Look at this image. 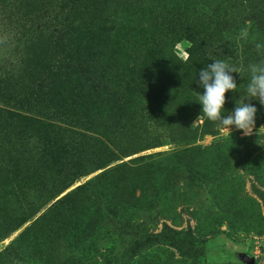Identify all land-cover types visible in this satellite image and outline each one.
Segmentation results:
<instances>
[{
	"label": "rangeland",
	"instance_id": "obj_1",
	"mask_svg": "<svg viewBox=\"0 0 264 264\" xmlns=\"http://www.w3.org/2000/svg\"><path fill=\"white\" fill-rule=\"evenodd\" d=\"M65 1L62 12H68L73 21L51 36L50 46L8 44L16 49L10 55L15 59L3 66L8 82L0 86V107L17 115L0 119V264H107L113 257L125 256L120 264H246L243 257H252L251 264H264V208L251 190L253 184L264 192V124L255 121L247 136L235 126H230L229 134L219 125L215 135L182 137L178 142L167 135L171 128L201 124L204 114L198 99L204 89L197 83L199 71L214 60H223L240 72L231 73L237 89L226 92L223 115L245 97L248 66L264 61V48L256 49L257 43L264 45V35L255 39L264 30V0H258L257 9L256 0ZM86 2L85 23L77 27ZM47 16L36 20L33 13L32 23H42ZM105 17L110 21L105 22ZM26 19L21 18L20 26ZM243 29L248 30L247 38L241 36ZM187 41L191 48H185ZM185 51L190 53L187 63L183 62ZM114 66L119 68L116 73ZM103 73L131 76L119 102L115 98L103 102L88 92L95 76ZM83 90L75 106L79 101L75 95ZM66 102L63 111L70 122L64 123L59 120ZM78 114L92 123H78ZM106 118H121L126 126L137 124L140 137L152 136L144 141L150 147L133 153L127 152L135 145L117 149L118 143L111 144L95 130ZM137 127L131 134L137 133ZM29 133L32 137L26 140L24 134ZM229 136L250 137L261 146L250 149L246 159L258 181L252 173L234 168L229 158L220 163H227L224 172L231 174L229 178L236 177V172L241 177L232 185L214 188L216 199L224 203L231 192L245 197V206L251 207L245 227H229L205 196L191 205L177 202L174 224L162 218L155 223L140 203L126 200L131 192L143 196L138 187L150 178L156 154L208 146ZM27 142L39 146L34 158L26 153V144H34ZM228 146L217 149L229 154L233 147ZM203 154L211 151L193 148L183 157L190 174L201 170ZM157 183L169 188L166 177L159 175ZM184 189L189 191V186ZM192 208L215 212H211L213 218L202 217L195 224L188 215ZM161 222L175 229L189 227L202 250H180L157 242L136 252L141 236L158 231ZM6 246L13 253H5Z\"/></svg>",
	"mask_w": 264,
	"mask_h": 264
},
{
	"label": "trees",
	"instance_id": "obj_2",
	"mask_svg": "<svg viewBox=\"0 0 264 264\" xmlns=\"http://www.w3.org/2000/svg\"><path fill=\"white\" fill-rule=\"evenodd\" d=\"M65 0H0V35H3L2 39L4 41L3 46L0 47V86H3L4 83L8 82V72L4 71L3 66L14 61L15 58L11 57L12 52L16 49L11 50L8 44L10 42H14L17 45L24 47H29L34 45L35 43L38 45H47L50 46L51 36H56L63 32L65 28V24L67 22H72L71 15L68 12H62V9L65 7ZM260 1L256 0V4L253 5L257 9V4ZM87 2L84 5V10L80 12L81 19L76 20L77 27L82 26L85 22H83V16L88 13ZM33 13L35 19H41L46 16V13H49L50 16H47V19L44 22H40L39 24L32 23ZM28 16L26 19V23L20 26L21 18ZM64 16V18H63ZM64 20V21H62ZM105 22L110 21L106 17L104 19ZM256 38L263 37L264 30H259L256 34ZM7 46H6V45ZM5 45V46H4ZM5 47V48H4ZM22 50V49H20ZM18 51V50H17ZM20 52V51H18ZM56 67L61 68L62 65H57ZM118 66H114V72H118ZM113 72V73H114ZM106 74L94 78L92 81V86L89 88L88 92L92 93L99 99L103 100V102L108 98H115L117 102H119L121 94L124 93V89L126 88V81L131 76L120 78L115 74ZM120 75V74H119ZM137 76V71L132 76ZM88 84V86L91 85ZM84 94V90L82 93H76L75 97L78 102H75V106H78L81 101V95ZM244 100L246 103H251L257 108V112L255 114L256 123L260 122L264 124V105H261L258 99H246L242 98L238 102H234L231 108V112L234 111L236 104H240L241 101ZM68 102L65 105L61 106V120L64 123L70 122L66 118L69 116L64 109L67 108ZM110 115H114L115 112L113 110H108ZM17 114L11 112V110L1 108L0 107V119H6L9 117H14ZM79 118H76L78 123H88L91 124L92 121L84 116L78 114ZM80 119V120H79ZM114 119V120H112ZM104 123L98 124L95 126V130L104 136L107 141L111 144L118 143L117 149L127 148L130 145H135L129 147L127 152L126 149H123L122 152L133 153L135 151L150 147L147 144H144V141H149L152 139V136L149 134H145L144 137H140L139 135V126L137 124L126 126L122 124L121 118H106L103 119ZM115 122V124H114ZM114 124L113 126H109ZM78 125V124H76ZM219 122H212L207 119L206 116L202 118V122L199 125L194 127H186L181 128L180 130L177 128H171L168 130V137L173 142H178L182 137H196L199 135L210 134L215 135L218 132ZM138 126V127H137ZM137 133L131 134V129H136ZM94 129V128H93ZM74 134H78L77 131H73ZM26 135V140L32 137V134H24ZM32 143L34 142H27ZM152 143V142H150ZM228 144H231L233 150L229 154H224L219 151L217 148L226 147L229 148ZM28 149L26 150L27 155H31L30 158H34L36 155L35 152L38 153L39 146L35 145L31 147L29 144H26ZM149 145V144H148ZM151 145V144H150ZM259 144H254L251 141L250 137H235L229 136L222 140L214 141L210 143L208 146H200L193 145L188 146L179 150H171L169 152L163 154H156L157 156L154 158L153 163L150 164L151 175L150 178H147L148 181L139 185V192L143 196H135L133 192L130 195H127L126 200H129V203H133L136 201L142 205V211L147 215L148 219L153 222H157V218H162L163 220H169L172 224H174V218L176 217L175 212V204L177 202H181L183 204L191 205L201 201L202 197H206L210 200L213 205L215 204L218 208V212L209 210L208 212H199L197 208H192L189 210L188 215L195 221V224L198 223V219L202 217L211 216V212L219 213L217 217H224L226 224L233 227H245L247 223H249V215L248 209L251 207L245 206L244 196L238 193L231 192L229 195L225 196V203L222 201H218L216 199V193L214 188L219 185H232L233 181L237 180L236 177H241L238 172H236V177L231 175L230 173L226 174L224 172L226 165H220L222 162H226L227 159L232 158V162L235 164L234 168H239L243 171H247L252 173L255 179L258 178L256 173L250 172L246 166V159L249 157V150L254 147H261ZM196 148L198 150H210L211 154H203V159L200 162L201 170L199 172H192L189 170L184 164L183 157L186 153ZM218 150V151H216ZM139 158H143V156H138ZM239 163V166L237 164ZM212 164L216 166H212ZM166 177L169 182V188H161L157 183L158 176ZM155 177V178H154ZM181 183V187L178 186ZM189 186V191L185 190L184 187ZM183 188L184 190H180ZM251 190L253 194L259 199L261 205L264 208V192L257 188L255 185H251ZM148 200V204H145L144 200ZM188 207V206H187ZM212 217V216H211ZM213 218V217H212ZM223 220V219H222ZM202 224V223H201ZM125 228L133 227V224L123 225ZM211 227V226H210ZM209 227V228H210ZM198 226H195V230ZM121 230H125L122 229ZM138 231V230H135ZM188 231V232H187ZM187 232V233H186ZM192 231L188 227L186 230L175 229L165 222H161V227L158 231H147L146 234H143L141 237L143 238L140 242L136 243L135 251H141L145 248L146 245L164 242L174 248H178L180 250L186 251H200L202 250V246L199 245V241L197 243V239H194L192 236ZM124 236H128L129 233L123 232ZM131 235V234H130ZM139 238L135 239L136 241ZM132 250V249H131ZM3 251L5 253H13L11 247H4ZM11 256H15L12 255ZM128 257H122L120 259L111 258L107 260V264H120L125 261Z\"/></svg>",
	"mask_w": 264,
	"mask_h": 264
},
{
	"label": "clouds",
	"instance_id": "obj_3",
	"mask_svg": "<svg viewBox=\"0 0 264 264\" xmlns=\"http://www.w3.org/2000/svg\"><path fill=\"white\" fill-rule=\"evenodd\" d=\"M241 36L247 38L248 30L243 29ZM191 47V42L187 41L185 48ZM261 48H264V45L257 43L256 49L259 51ZM189 59L190 53L185 51L183 62L187 63ZM248 71L250 78L244 98L258 99L260 104L264 105V61L250 64ZM233 72L240 74L237 68L223 60H214L206 68L200 69L197 83L203 87L204 91L202 95L199 94L198 101L202 105L201 112L208 120L219 122V126L225 128L229 134L231 132L230 126H235L247 136L252 133L255 124L257 108L254 105L242 100L240 104H236L233 112L226 116L223 115L226 92L237 89L235 79L231 75Z\"/></svg>",
	"mask_w": 264,
	"mask_h": 264
},
{
	"label": "water",
	"instance_id": "obj_4",
	"mask_svg": "<svg viewBox=\"0 0 264 264\" xmlns=\"http://www.w3.org/2000/svg\"><path fill=\"white\" fill-rule=\"evenodd\" d=\"M242 260H243L246 264H251L253 258H252V257H243Z\"/></svg>",
	"mask_w": 264,
	"mask_h": 264
}]
</instances>
